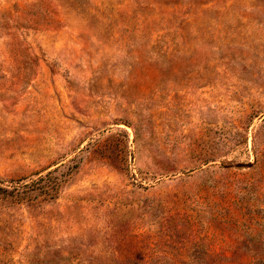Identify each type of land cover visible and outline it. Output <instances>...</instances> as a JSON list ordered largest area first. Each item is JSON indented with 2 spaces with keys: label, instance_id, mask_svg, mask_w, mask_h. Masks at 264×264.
I'll list each match as a JSON object with an SVG mask.
<instances>
[{
  "label": "rangeland",
  "instance_id": "obj_1",
  "mask_svg": "<svg viewBox=\"0 0 264 264\" xmlns=\"http://www.w3.org/2000/svg\"><path fill=\"white\" fill-rule=\"evenodd\" d=\"M0 264H264V0H0Z\"/></svg>",
  "mask_w": 264,
  "mask_h": 264
}]
</instances>
